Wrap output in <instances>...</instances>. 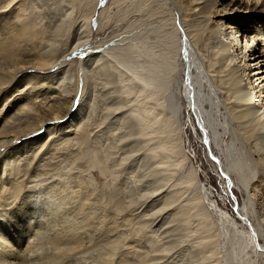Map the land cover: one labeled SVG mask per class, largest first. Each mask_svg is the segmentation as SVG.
<instances>
[{"label":"rangeland","instance_id":"rangeland-1","mask_svg":"<svg viewBox=\"0 0 264 264\" xmlns=\"http://www.w3.org/2000/svg\"><path fill=\"white\" fill-rule=\"evenodd\" d=\"M220 2L227 4L229 0ZM6 9L7 14L0 20V37L4 32L16 33L28 27L19 36L20 51L43 38L47 48L49 39L57 33L56 44L46 56H65L67 80L63 82L66 74L59 65L32 77L45 78L47 86H57L62 92L60 101L73 99L72 109L80 107L81 112L63 135L44 140L38 150L34 148L24 156L19 153L12 164L5 165L7 180L0 189V219L7 217L4 213L9 214L15 205L19 206L10 215L23 204L30 206L37 200L48 211L56 210L57 218L53 219H58L60 227L62 224V231L70 229L74 238L82 240L72 252L74 257L71 255L64 264H264L261 243L248 237V229L262 221L256 213V198L250 194L259 176V164L244 142L235 113L221 104L223 98L211 90L209 78L200 74L195 87L213 151L193 103L185 97L181 59H176L170 91L165 94L172 115L167 133L155 139L131 125L132 120L137 121L132 111L149 103L152 106L153 100L126 94L127 83H122L117 73V59L126 58L123 63L137 59L135 62L147 64L153 53L162 55L167 47L174 49L166 46V38L173 32V12H178V18L182 12L172 0H15ZM85 19L89 21L88 35L83 32ZM204 20L183 18L182 27L197 36L206 34L209 27L203 26ZM80 32L89 37L84 39L86 47L74 49L72 44L78 42ZM257 32L264 33V25L249 35ZM133 52L143 53L137 57ZM98 55L105 59L110 56V60L94 67L92 63ZM109 61L117 66L112 65L108 74ZM123 78L128 79L125 75ZM22 90L24 101L7 113L0 125L12 124L15 120H10L9 115L15 117L20 111L23 117L28 116L24 124L28 123V129L33 131L42 108L38 100L44 101V94ZM194 94L190 91L191 98ZM12 102L13 99L9 103ZM50 103L52 109H57V102ZM169 136L177 139L185 154L179 167L171 166L176 158L160 155L154 159L151 155L153 149L169 141ZM231 159L240 164L247 178L244 185L232 173L234 184L228 187L219 164H228ZM163 161L169 162L167 170L161 168ZM192 173L194 181L188 186ZM241 206L248 210L246 222L237 212ZM203 213L211 220L208 228L203 224ZM48 231L40 241L50 250L54 230ZM258 232L264 244V230Z\"/></svg>","mask_w":264,"mask_h":264},{"label":"bare ground","instance_id":"bare-ground-1","mask_svg":"<svg viewBox=\"0 0 264 264\" xmlns=\"http://www.w3.org/2000/svg\"><path fill=\"white\" fill-rule=\"evenodd\" d=\"M172 1L176 8L182 12L181 15L184 19L188 17H204L205 24L203 26L209 27V30L206 34L200 33L198 36L192 32H187L182 27L183 18L180 13L178 18V12H173V32H170L166 38V46L173 47V50H169L167 47V52L162 55L153 53L150 57L151 60L146 62L147 64L140 63L138 62L139 60L135 62L137 59L134 62L127 59L129 62L123 63L126 58L119 61L120 57L117 59L120 70L116 68V64H112L117 69L121 82L127 83L125 91L127 95L136 94L143 96L145 99L153 100L152 106L149 103V105L135 108L132 111L137 121L132 120L131 125L134 124L144 136L151 135L155 139L159 135L167 133L168 126L172 122V115L168 111L166 104L168 96H165V94L170 91V84L174 78L173 73L177 68L176 59H181L185 69L183 76L185 97L193 103L194 112L198 113V120L202 124L201 127L206 135V142L209 143V147L213 151L215 149L213 142L210 135L207 134L209 131L206 130L207 127L204 125L206 122L204 119L202 120L201 116L199 91L195 87L201 75L202 78H209L207 82L211 84H209L211 90L220 98H223V100H220L221 104L231 108V113H235V118H237L238 124L243 131L244 142L259 164V176L253 182L250 194L256 198V213H258L262 221L259 220L258 226L248 229V237L251 240L253 239L255 243H261L260 251L264 253V244L260 241L261 236L258 232L264 230V33L257 32V34L249 35L250 31H257L258 28L262 30L264 25V0L261 3L260 0H229L227 4L220 2L222 0ZM13 2L15 0H4L3 3H0V20L5 17L7 13L4 11ZM214 17L216 19L209 24V20L214 19ZM88 22V19H85L84 24L81 23L86 26L83 32H86L87 35L89 34ZM81 24L79 27L82 26ZM20 28L15 30L19 31ZM23 28L22 31L16 33L12 31L4 32L0 37V124L4 121L2 119L6 117L7 113L19 106V102L24 101L21 96L23 95L22 89L32 90L37 95L44 94L43 98L45 100H38V103L41 102L42 108L37 113L38 126L35 130L30 131L27 126L28 123L24 124L28 116L27 118L26 116L23 117L20 111L15 113V117L9 115L10 120L11 118L15 120L11 121L12 124H9L10 126L4 125L5 122L2 124L3 127L0 128V189L6 185L4 181L7 180V177L5 178L7 170H5L6 172L4 171L5 165L8 166L19 153L24 156L28 155L30 151L34 152V148L38 150L42 147L41 142L44 143V140L63 135L65 129L73 125L77 115L81 112L80 107L76 110L72 109L74 107L73 99L60 101L62 92L57 90V86H54V88L52 87L53 84L47 86L45 78L35 80L32 77V74H46L53 67L59 65V69H63L64 74H66L63 82L67 80L66 59H63L65 56L62 55L60 58L56 56L57 54L53 56L51 54V57L46 56L47 50L52 49L53 44H56L57 33L55 32L54 35L56 36L54 38L52 35L49 39L51 41L49 42V47H47L48 49L43 44V38L40 41H34L30 48L24 49L25 51H20L18 39L28 27L24 26ZM181 28L182 31H180ZM80 34V36L78 35V42L75 45H73L74 43L72 44L74 49L86 47L87 41L85 40L87 35H82L81 32ZM47 40L45 38V41ZM139 48H137V51H139ZM132 50L134 49L132 48ZM133 53L137 57L142 55V53L138 52ZM98 56L95 62L92 63L93 66H97V64L102 66L107 59L110 60V56H107V59H105L106 57ZM110 63L109 61V66L106 67L108 69L106 73L108 74L110 67H112ZM187 66H189V71ZM124 75L128 79H124ZM188 79L190 82H188ZM21 87L24 88L21 89ZM49 88H53V90ZM190 91L195 93L192 98L190 97ZM34 98L36 100V97ZM12 99L13 102L10 104L9 102ZM7 100L10 101L5 103ZM50 102H57V109H52V103ZM21 109L24 110L23 107ZM24 111L30 112L28 110ZM39 129H43L44 132H39ZM151 155L154 159L160 155L167 159L176 158V161L171 164V166L176 167L181 165L185 156L177 144V139L172 138V136H169L167 143L160 145L157 149H153ZM179 158H182L181 162ZM213 158L215 161L218 160L214 156ZM218 162L220 161L218 160ZM168 163V161L160 162L161 168L167 170L170 166ZM219 165L225 179H227V181L225 180L227 185L230 184V186L228 185L229 188H232L234 184L232 173H235L236 178L243 185L245 182L247 183V178L243 175L240 164L234 159H231L228 164L224 163L223 165L220 163ZM193 181L194 175L192 173L187 185H191ZM1 191L3 193V190ZM38 201L40 200L33 201L30 206L26 204L22 206L20 204L22 207L15 214L10 215L13 209L19 206L15 205L9 214L7 212L4 213L7 217L0 219V264H64V261L69 260L70 257L72 258V252L78 247V242H82L80 238H74L70 229L66 230L64 228L62 231V224L61 228L56 222L58 219L54 220L57 218L54 215L56 210L50 212L45 204L41 205ZM247 211L245 206L237 207V212L244 222L247 221L246 216L249 215ZM202 215L203 224L208 228L211 220L206 213ZM66 222L68 221L66 220ZM58 227L61 228L59 231ZM50 229L54 230L51 237L53 246L50 247V250H47L45 243L41 242L40 239H43L44 237L42 236Z\"/></svg>","mask_w":264,"mask_h":264},{"label":"water","instance_id":"water-1","mask_svg":"<svg viewBox=\"0 0 264 264\" xmlns=\"http://www.w3.org/2000/svg\"><path fill=\"white\" fill-rule=\"evenodd\" d=\"M186 61H187V60H186ZM187 65H188V64H187ZM187 67H188V69H187V70L189 71V66H187ZM188 82H190V80H189V79H188Z\"/></svg>","mask_w":264,"mask_h":264}]
</instances>
